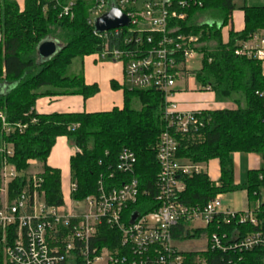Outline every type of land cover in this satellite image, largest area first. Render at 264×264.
Masks as SVG:
<instances>
[{
    "label": "trees",
    "instance_id": "trees-1",
    "mask_svg": "<svg viewBox=\"0 0 264 264\" xmlns=\"http://www.w3.org/2000/svg\"><path fill=\"white\" fill-rule=\"evenodd\" d=\"M74 3L73 17L60 15L68 4ZM95 0H25L21 10L16 2L1 0L0 12V87L12 85L7 93H0V114L11 124H23V133L4 137L0 123V146L13 144L14 158L10 160L19 172L30 169L32 162L43 165V190L49 206L64 205L61 193V172L47 165L51 150L59 138H66L76 148L70 159L71 179L77 189L73 199L82 201L96 194L101 178L116 171L119 157L129 151L136 158L134 178L140 190L135 210L149 211L154 204L160 165L157 160L160 138L168 130L164 113L166 103L162 94L154 90H141L123 85L124 105L110 112L38 114L36 104L42 98L80 96L85 101L99 94L98 85H87L83 75L68 76V69L76 59L94 56L101 43L88 25V12ZM199 14L216 12L222 19L220 26L199 23L194 25L190 16L189 31L202 33L204 60L202 69L186 76L196 78L199 88L210 89L220 101L231 100L242 94L246 107L234 110L202 111L204 127L198 132L178 136V158L194 165L219 162L220 185L213 183L206 173L184 178L185 192L181 200L193 207H203L217 195L244 189L250 205L261 197L264 170L249 172L248 183H234L233 154H258L264 160V76L261 65L235 56L237 41L247 40L264 30V7H244L245 30H231L229 41L223 42L222 30L229 25L235 5L233 0H203ZM193 12V15L196 13ZM188 24V23H187ZM185 25V24H184ZM183 25V26H184ZM194 25V26H193ZM53 41L62 46L50 60H41L39 46ZM14 86V87H13ZM118 90V85L112 83ZM135 103L140 109H134ZM36 121L35 123L33 121ZM3 157L0 156V171ZM118 175L128 180V175ZM25 178L11 186L14 198L23 189ZM240 187V188H239ZM264 210V206L262 207ZM264 219V214L261 215ZM245 230V229H244ZM9 242L14 235L7 233ZM6 233L0 227V264H6L4 255ZM103 243L109 245L107 238ZM204 258L203 255H200ZM217 256L213 264H224ZM245 264H264V253L253 251L243 255Z\"/></svg>",
    "mask_w": 264,
    "mask_h": 264
},
{
    "label": "built area",
    "instance_id": "built-area-1",
    "mask_svg": "<svg viewBox=\"0 0 264 264\" xmlns=\"http://www.w3.org/2000/svg\"><path fill=\"white\" fill-rule=\"evenodd\" d=\"M113 5L129 19V25L98 33L96 20ZM203 6V0H95L88 12V25L101 43L95 57L121 64L125 86L154 90L166 103L168 130L158 147L160 174L155 202L146 206L148 212H136L140 196L148 192H142L134 178V154L124 151L116 171L99 180L96 194L76 201L73 194L77 186L73 183L71 199L76 207L49 206L43 171L19 172L10 163L15 154L13 144L4 142L0 146V227L6 233V264H213L217 256L224 257V264H245V253H264L262 196L245 212L225 208L221 194L203 207L181 200L183 179L205 173L202 166L178 158V136L204 127L202 111L183 113L174 102L176 83L188 79L190 64L196 59L203 64V35L187 30L191 15L192 23L199 24L196 11ZM73 7L70 2L60 18L73 17ZM234 54L258 62L264 76V30L237 41ZM0 123L6 138L28 128L9 123L3 114ZM116 174L130 178L125 181ZM21 178H25L23 189L13 198L11 186ZM260 181L264 182V175ZM136 213L139 217L132 223ZM10 232L12 242L8 240ZM104 238L109 245L103 243ZM196 240L204 241V246H182Z\"/></svg>",
    "mask_w": 264,
    "mask_h": 264
},
{
    "label": "crops",
    "instance_id": "crops-1",
    "mask_svg": "<svg viewBox=\"0 0 264 264\" xmlns=\"http://www.w3.org/2000/svg\"><path fill=\"white\" fill-rule=\"evenodd\" d=\"M17 3L21 10L24 9L25 0H11ZM251 4L246 5V1L244 5L240 7L239 11L236 13V5L235 11L231 17L230 23L222 30V38L223 42L227 43L229 41V33L231 30H234L235 33H242L245 30V20H244V7L249 6H263L264 0H249ZM1 6V0H0ZM1 12V8H0ZM198 14L196 20L198 23H206L205 16H200ZM207 24V23H206ZM90 61V62H89ZM85 83L87 85H98L99 94L94 98L85 101L80 96H64V97H55V98H42L37 101L36 111L38 114H53V113H99V112H110L115 108L122 109L124 105V95L123 90L120 89L124 85V71L123 66L119 63H115L112 61H99L95 55L86 57L82 62V69L80 70ZM186 83L185 89L176 90L174 96V102L177 104L180 112L190 113V112H198V111H215V110H234L237 108V101L231 102L229 100H223L216 103V95L212 91H205L198 86H191L189 83L190 79H183ZM116 83L118 85V90L112 88V83ZM12 85L4 84L0 87V93L5 91H10ZM63 144L69 143L66 138H59L57 140ZM56 142V144H57ZM55 144V145H56ZM65 149V147H64ZM67 149V147H66ZM75 151H71L68 156V166H70V159L75 154ZM245 155V158H243ZM236 157V161L235 158ZM233 164H234V183L236 186H240V175L238 173L239 163H245L247 171V178L249 177V172L251 171H261L264 170V160L258 154H244V153H235L233 154ZM218 165V179L212 180L217 186L220 185L221 171L219 167V162L216 160ZM42 171H43V165ZM47 165L53 169L59 170L61 168V163L57 162L55 159L47 162ZM208 164L202 165L205 173L208 175ZM71 173V172H70ZM209 177V175H208ZM73 184L71 179V185ZM247 193V191H246ZM227 194L222 195V201L225 208L231 210L232 204L227 203L225 200V196ZM248 195V193H247ZM231 205V206H230ZM251 208V205H249ZM248 208V209H249ZM247 211V210H246ZM237 212H245V210L239 208Z\"/></svg>",
    "mask_w": 264,
    "mask_h": 264
},
{
    "label": "rangeland",
    "instance_id": "rangeland-1",
    "mask_svg": "<svg viewBox=\"0 0 264 264\" xmlns=\"http://www.w3.org/2000/svg\"><path fill=\"white\" fill-rule=\"evenodd\" d=\"M245 1H246V5L251 4L249 0H234V3L236 5V13L239 11L240 7L244 5ZM200 16L201 17L205 16V21L208 25L220 26L222 23L221 17L216 12L202 13ZM82 62H83V59L74 60L72 65L68 69L67 75L70 77L81 75L80 70L82 69ZM189 67H190V72H198L202 69V62L200 61V59H196L194 62L190 64ZM189 79H190L189 83L191 84V86H194V87L198 86L196 78L194 77L192 78L190 76ZM185 85L186 83L183 80L178 81L176 83V90L180 91V90L185 89ZM10 91L12 90L10 89ZM5 93H7V91H5ZM229 101L231 102L237 101V103L240 104V107L242 108L246 107V101L242 94L234 95V97L231 98V100ZM218 102H220V100L217 99L216 103ZM133 108L140 109V104L135 103ZM71 151L73 152L75 151V147L72 145V143L69 142V143L63 144L60 140L51 150L50 156L47 161L49 162L55 159L57 162L61 163V168H60L61 193L63 196L65 209L76 207V204L71 199V173H70L71 171H70V166H68V161H67L68 156L71 153ZM243 156H244L243 158H245V155ZM233 157L235 158V161H236V157L235 156ZM35 163L36 164L31 165L29 169L30 173L34 171H42V166L39 164V162H35ZM207 168H208L209 178L212 180H217L218 179V165H217L216 160L210 161L207 165ZM247 171H248V168H246L245 163L242 162L241 160V163H239V167H238V173L240 175L239 185L241 187L248 183ZM260 193H261L262 199H264V188L261 190ZM225 200L227 201V203L232 204V206L230 205L232 207L231 209L232 212H237V209L239 208L246 211L248 210L249 205H250L249 197L244 189H237L233 193L226 195ZM251 207H253L252 204H251ZM182 246L187 249L201 248L204 246V241L196 240V241H192L188 245L184 244Z\"/></svg>",
    "mask_w": 264,
    "mask_h": 264
},
{
    "label": "water",
    "instance_id": "water-1",
    "mask_svg": "<svg viewBox=\"0 0 264 264\" xmlns=\"http://www.w3.org/2000/svg\"><path fill=\"white\" fill-rule=\"evenodd\" d=\"M129 25V19L117 10L114 5L111 10L102 18L96 20L95 30L98 33L115 30L118 28L126 27ZM62 49V46L53 41H46L42 43L38 48V55L41 60H50L56 56ZM139 217V214H134L132 217V223H134Z\"/></svg>",
    "mask_w": 264,
    "mask_h": 264
}]
</instances>
